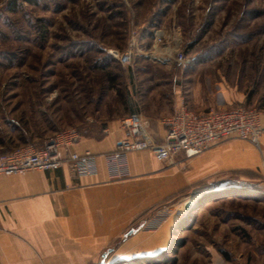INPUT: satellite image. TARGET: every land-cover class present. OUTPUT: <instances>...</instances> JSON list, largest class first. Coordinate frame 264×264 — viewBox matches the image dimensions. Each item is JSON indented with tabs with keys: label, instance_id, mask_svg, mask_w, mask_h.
<instances>
[{
	"label": "rangeland",
	"instance_id": "1",
	"mask_svg": "<svg viewBox=\"0 0 264 264\" xmlns=\"http://www.w3.org/2000/svg\"><path fill=\"white\" fill-rule=\"evenodd\" d=\"M133 36L121 64L114 55ZM238 105L264 115V0H0V151L40 147L69 126L102 138L131 113L156 136L180 106ZM233 140L250 143L226 138L203 153ZM193 157L172 162L184 184L143 202L116 233L40 232L0 264H264V175L193 173Z\"/></svg>",
	"mask_w": 264,
	"mask_h": 264
},
{
	"label": "crops",
	"instance_id": "2",
	"mask_svg": "<svg viewBox=\"0 0 264 264\" xmlns=\"http://www.w3.org/2000/svg\"><path fill=\"white\" fill-rule=\"evenodd\" d=\"M263 116L260 117L263 126L260 149L251 143L241 144L234 140L216 145L191 159L193 173L237 167L251 170L257 176L264 175ZM164 132L165 128L159 120L157 141L163 139ZM120 135L117 122L107 127V133L102 138L81 137L72 146L75 152L90 151L95 154L96 169L93 174L76 175L69 164L63 162L55 170L0 175V261L5 262L11 252L15 255L16 248L21 249L24 255L26 240L38 245L42 232H50V237L87 239L94 232L99 239H104L107 233H116L126 225L142 209L143 202L184 184L190 177L185 173L177 175L174 172L176 164L158 161L151 152L141 150L128 154L131 176L128 183L103 186L108 176L102 154L115 149V141ZM141 175L145 178L140 179ZM151 175L158 179L151 178ZM229 180L218 181L217 184H227ZM241 181L248 180L242 178ZM40 232L41 238L37 235Z\"/></svg>",
	"mask_w": 264,
	"mask_h": 264
},
{
	"label": "built area",
	"instance_id": "3",
	"mask_svg": "<svg viewBox=\"0 0 264 264\" xmlns=\"http://www.w3.org/2000/svg\"><path fill=\"white\" fill-rule=\"evenodd\" d=\"M135 36L127 49L114 55L121 64L129 63ZM184 66L187 59L182 53L177 57ZM261 112L255 108L238 105L231 108L209 109L195 112L180 106L160 122L165 128L163 139L156 140L149 130L148 121L139 113H131L119 121L120 137L115 149L102 154L108 180L103 184L127 182L130 176L128 154L147 150L158 161H170L182 154L190 158L203 153L213 144L226 138H239L260 149L263 126ZM81 138L78 130L65 127L50 136L42 146L25 144L8 152L0 151V175H20L29 170H55L67 162L74 174L90 175L95 172V154L90 151L78 153L72 146ZM155 179L154 175H151ZM144 179L145 176H139Z\"/></svg>",
	"mask_w": 264,
	"mask_h": 264
},
{
	"label": "water",
	"instance_id": "4",
	"mask_svg": "<svg viewBox=\"0 0 264 264\" xmlns=\"http://www.w3.org/2000/svg\"><path fill=\"white\" fill-rule=\"evenodd\" d=\"M197 191L199 192L200 190H197ZM190 203H191L190 201L186 202L185 208H187L190 205Z\"/></svg>",
	"mask_w": 264,
	"mask_h": 264
},
{
	"label": "trees",
	"instance_id": "5",
	"mask_svg": "<svg viewBox=\"0 0 264 264\" xmlns=\"http://www.w3.org/2000/svg\"><path fill=\"white\" fill-rule=\"evenodd\" d=\"M27 1H32V0H27ZM10 151V150H9ZM2 152H8V151H2Z\"/></svg>",
	"mask_w": 264,
	"mask_h": 264
}]
</instances>
